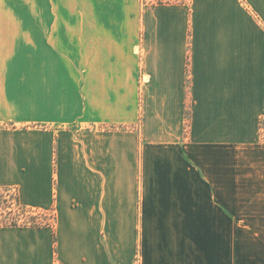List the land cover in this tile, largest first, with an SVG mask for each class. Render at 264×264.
<instances>
[{"label": "crops", "instance_id": "0c3cea01", "mask_svg": "<svg viewBox=\"0 0 264 264\" xmlns=\"http://www.w3.org/2000/svg\"><path fill=\"white\" fill-rule=\"evenodd\" d=\"M111 5V21H48L45 5L0 21V77L71 53L147 80L0 89V122L77 126L0 130V188L56 218L0 227V264H226V236L264 238V0Z\"/></svg>", "mask_w": 264, "mask_h": 264}, {"label": "rangeland", "instance_id": "374dc122", "mask_svg": "<svg viewBox=\"0 0 264 264\" xmlns=\"http://www.w3.org/2000/svg\"><path fill=\"white\" fill-rule=\"evenodd\" d=\"M160 1L174 3L178 0H144L145 3H158ZM106 2H109L107 7L104 5ZM111 2L118 6L122 0H0V21H41L44 5L46 6L44 10L47 12L48 21L87 22L96 20V15L98 21H111L113 20L111 16L117 18L113 13L117 9L111 5ZM75 57L77 56L71 53L66 54L64 58L67 61H64L60 55L54 56L55 61L36 63L38 69L33 68L32 71L26 68L29 63H16L18 70L13 72L14 75L0 77V89H139L138 85L147 81L146 77H142V72H139V79H137V75H134L135 69L130 70L129 75L123 78L115 75L103 77L104 73L97 71L90 74L89 66L93 65L94 68L99 69L102 63L88 62L83 57L81 62L70 60ZM25 74L27 76H23ZM61 126L63 125H51L33 120L24 125L16 121L0 122V130L20 128L32 131H45L47 129L60 131L77 128L73 124L66 127ZM132 127V125L110 124L107 129L122 131L131 130ZM0 190V227L9 226L13 221L30 225L33 223V216L37 217L36 220L39 224L53 222L55 214L51 211L45 212L40 209L25 207L31 209L29 213L21 210L17 213L11 212L12 207L17 209L18 188H0ZM8 192L10 194H8L9 198L7 199ZM9 201H11L10 205H8ZM231 225L232 223H226V230L231 229ZM224 245L226 264L232 261L235 250L241 253L245 261H251L253 264H264V238L226 236Z\"/></svg>", "mask_w": 264, "mask_h": 264}, {"label": "trees", "instance_id": "16d2710c", "mask_svg": "<svg viewBox=\"0 0 264 264\" xmlns=\"http://www.w3.org/2000/svg\"><path fill=\"white\" fill-rule=\"evenodd\" d=\"M188 0H178L177 2H174V3H184ZM164 3H173V2H163V1H160L158 2V4H164ZM37 217L36 216H33L32 217V224L28 225L27 223H24V224H20L18 221H13V223H11L9 226H23V227H32V228H41L43 226H51V227H54L55 226V223H56V218H55V215H54V220L52 223H37Z\"/></svg>", "mask_w": 264, "mask_h": 264}, {"label": "built area", "instance_id": "2783aa9c", "mask_svg": "<svg viewBox=\"0 0 264 264\" xmlns=\"http://www.w3.org/2000/svg\"><path fill=\"white\" fill-rule=\"evenodd\" d=\"M0 192H1V190H0ZM8 194H10V193L9 192L7 193V195H6L7 199L9 198V195ZM10 202L11 201L8 202V205L11 204ZM20 210L23 211V212H25V213H29L31 209L30 208H25L24 206H22L20 204V202H18L17 209H14L13 207H12V209H10L11 212H15V213L19 212Z\"/></svg>", "mask_w": 264, "mask_h": 264}]
</instances>
